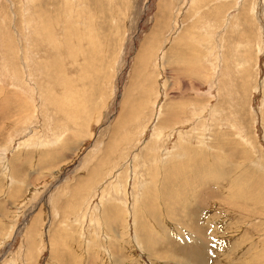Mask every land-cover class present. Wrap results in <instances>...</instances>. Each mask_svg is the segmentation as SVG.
<instances>
[{"label": "rangeland", "instance_id": "1", "mask_svg": "<svg viewBox=\"0 0 264 264\" xmlns=\"http://www.w3.org/2000/svg\"><path fill=\"white\" fill-rule=\"evenodd\" d=\"M199 262L264 264V0H0V264Z\"/></svg>", "mask_w": 264, "mask_h": 264}, {"label": "bare ground", "instance_id": "2", "mask_svg": "<svg viewBox=\"0 0 264 264\" xmlns=\"http://www.w3.org/2000/svg\"><path fill=\"white\" fill-rule=\"evenodd\" d=\"M179 23V22H178ZM219 60V59H218ZM39 99V98H38ZM198 153V152H197ZM208 154V153H207ZM195 158V163H192V165H195V167H197L196 168V170L198 171L197 172V174H191V175H196V176H198V179L199 180H202L203 179V177L202 176H204V175H213L214 173H215V169H212L211 170V168L215 165L216 166V168H221L222 167V163L221 164H218V162H216V160H215V158L214 157H212V158H214L213 160H210L209 159V155L207 156V155H202V154H196L195 156H194ZM218 157V156H217ZM216 159H218V158H216ZM187 162H188V160H187ZM222 162H223V160H222ZM186 163V162H185ZM190 163V162H189ZM187 164V163H186ZM180 165V164H179ZM183 165V164H182ZM191 165V164H190ZM190 165H188V166H190ZM219 165V166H218ZM184 167V166H183ZM159 169V168H158ZM174 170V169H173ZM172 170V171H173ZM172 173H174V172H172ZM176 173H178V172H176ZM180 173V172H179ZM184 173V172H183ZM182 173V174H183ZM201 173H203L204 175H202ZM186 174V173H185ZM181 175V174H180ZM171 176H173V175H171ZM175 176V175H174ZM179 177V176H178ZM181 178V177H180ZM179 178V179H180ZM234 178V177H233ZM232 178V181L234 180ZM189 178L187 177V179H185V180H183V183H181V184H184L183 186L184 187H186L187 186V183H189L191 180H193V179H191V180H188ZM175 180H177V179H175ZM160 181V180H159ZM197 182V181H196ZM175 183V182H174ZM194 183V182H193ZM190 184V183H189ZM250 182L249 183H243V188H242V191H240L239 190V192H238V194H237V198H239L241 201H243V202H245L246 201V198L247 199H249L250 198V196L251 197H253L252 196V194H250V192L249 191H247V189H251L250 188ZM168 187V186H167ZM162 190V189H161ZM252 190V189H251ZM171 191V193L174 191L173 189L172 190H170ZM164 192V191H163ZM178 192V191H177ZM177 192H175L174 194H173V196L174 195H178L179 196V194L177 193ZM166 193H170V192H166ZM162 194H164V193H162ZM165 195V194H164ZM164 195H163V197H164ZM162 196V195H161ZM158 197V196H157ZM173 198V197H172ZM174 199V198H173ZM155 200V199H154ZM166 203V202H165ZM164 206H166V205H164ZM110 207V206H109ZM112 208V207H111ZM111 208L109 209V210H111ZM155 208V207H154ZM156 209V208H155ZM158 209V208H157ZM155 210V212H154V209H153V212H152V217H153V219L154 220H156V229L157 230H161L162 229V227H165L166 225L164 224V222H166L167 220H165V219H162L161 218V215H160V217H158V213L160 212L159 210ZM167 209V208H166ZM165 209V210H166ZM108 210V209H107ZM171 211V210H170ZM108 212V211H107ZM172 213L174 212L173 210L171 211ZM110 213V212H109ZM108 213V214H109ZM148 214H149V217H150V213L148 212ZM110 215V214H109ZM108 215V216H109ZM107 216V215H106ZM112 216H109L108 217V219H110ZM167 223V222H166ZM169 224V223H168ZM153 226V225H152ZM168 226V225H167ZM166 226V227H167ZM156 230V231H157ZM163 230V229H162ZM167 231V230H166ZM164 232V231H163ZM158 233V232H157ZM156 233V234H157ZM150 235V234H149ZM151 236V235H150ZM147 238V237H146ZM150 239H151V237H150ZM147 240V239H146ZM149 240V239H148ZM152 240V239H151ZM152 241H154V239L152 240ZM202 245V244H201ZM199 247V246H198ZM201 247V246H200ZM203 251V250H202ZM197 253H198V255H201V254H203V253H199L198 251H197ZM157 254V253H156ZM198 255H196V254H194L193 255V257H194V260H199L200 259V257L201 258H203V256L201 255V256H198ZM204 258H205V256H204ZM203 258V259H204ZM201 260V259H200ZM202 262H199L198 264H201Z\"/></svg>", "mask_w": 264, "mask_h": 264}]
</instances>
